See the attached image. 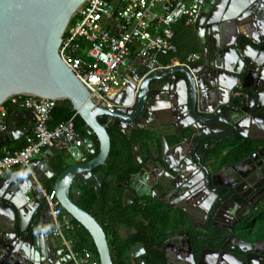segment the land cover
Returning <instances> with one entry per match:
<instances>
[{
	"label": "water",
	"instance_id": "1",
	"mask_svg": "<svg viewBox=\"0 0 264 264\" xmlns=\"http://www.w3.org/2000/svg\"><path fill=\"white\" fill-rule=\"evenodd\" d=\"M87 1L0 0V106L16 95L71 102L73 112L86 124V134L82 138L89 155L97 154V144H99L100 150L94 159L86 160L82 149L73 147L74 153L79 154L78 160L84 162L67 168L58 177L55 194L68 216V220L80 223L91 235L99 253L100 264H114L105 230L93 215L79 207L84 196L78 188L84 185L88 186L90 181L96 180L97 183L90 187L98 193V189L102 187L106 178L102 172L95 173V170L106 165L112 149L108 126L103 125L101 119L106 118L108 122H112L113 127L124 131L141 130L145 128V122L152 111L161 112L163 110L161 105L168 108L166 103L161 100L164 99L160 95L162 86L171 90L173 88L171 79L179 80V87L181 83L186 90V99L183 102L179 100V94L176 96L174 93L178 105H174L175 109L172 114L179 121L176 126L181 127V130L175 129L178 133L180 131L179 141L181 142L177 144L178 146L172 147L165 138L163 140L164 144L166 143L164 153L167 157L163 162L156 164V160L161 156L159 153L155 158L150 155L151 162L145 164L147 156L143 152V146L139 144L135 147L136 161L142 166L141 172L136 177L145 182L143 176L150 173V164H155L159 171H175L178 178L181 175V170L200 171L205 175L208 186L217 194L219 190H222V187H219L220 184L216 182L218 175L211 174L205 165V153L211 146L215 147L214 145L219 141H224L231 136L239 137L240 132L248 128L247 125L243 126L242 124V109L248 110L246 115L249 119L247 120L253 119L255 123L264 127V116L260 114L252 117L250 113L251 108H255L262 100L253 84L258 75L264 72V0H231L230 4H227L216 15L214 11L218 0L206 1L200 19L195 25L204 56V63L199 65L205 69L215 59L220 61L223 58L224 62L231 65L227 74H223L222 69H219L216 66L217 63H214L211 64V67H215L219 73L217 71L216 74L213 73L212 78L209 75L210 79L208 80L200 75L196 64L191 69L177 67L146 76L153 65L144 60L142 69L131 76L132 80L128 82L127 88L123 91L124 99L122 102L119 101L120 103L117 100L120 106L114 111L102 108L92 100L91 93L65 64L59 53L71 20ZM244 11H246L247 17H252L255 28V35L249 31V41L246 36L242 35L243 31L246 32L249 28V23H245L244 28L242 24L237 26L236 23L237 19L245 16L243 15ZM213 17L216 21L219 20L218 22L220 19L229 21L233 25V30L221 23L219 29L213 32L209 28L207 33L203 28L204 24L212 21ZM214 19L213 21H215ZM224 26L226 33L222 36L220 30L222 28L223 31ZM226 39H228L227 42H225ZM235 60V66L240 65V70L238 68L233 70L232 66ZM224 75L229 78L228 80L230 78L238 79L239 84L237 83L234 87L226 85L223 81ZM241 75L242 79L239 80ZM211 81L212 83L209 84L208 82ZM248 81L251 83L249 84ZM241 87L248 91L246 93H249L247 98L249 105L247 106L245 99L235 97ZM226 98L229 99V102L232 98L238 100L240 107L228 106L225 102ZM156 103L158 105L153 109ZM252 112H258V108ZM26 114V112L16 114L9 119V130L5 133L0 132V149L10 144L19 135V120ZM30 114L33 115L32 112ZM179 145L183 148H179ZM138 150H141L142 153H139ZM168 157L173 158L174 161H169ZM177 165H179V170L175 169ZM228 168L237 171L240 167L228 166ZM50 175L53 173L48 170L45 177ZM174 178H176L175 175ZM245 178L247 177L245 176ZM109 180L113 181L114 178L110 177ZM137 182L138 180L133 178L129 183L119 185L120 188H130L125 198V207L142 197V184L138 182L136 185ZM1 185L3 187L0 188V216H4L12 223L11 229L7 232L13 231L11 236L7 234V241L9 244L13 239L15 240L14 244L18 243L13 247L9 245L1 247L0 245V260L10 254L9 260L14 262L17 259V253L23 252L26 253V258L28 256L29 260L38 262L41 254L34 248L35 237H32V232L26 233L32 218L17 224L16 216L27 217L26 209H31L30 214H32L33 208H40L45 204V200L38 199L32 192L33 183L29 176L16 177L12 173L0 180ZM46 208L48 209L47 206ZM222 208L228 209L229 212V207L219 204L213 212L216 218ZM5 224L7 225V223ZM21 225L24 230L19 232L21 235L19 236L17 227ZM20 237H24L26 241L23 242ZM225 248L230 249L229 247ZM188 249L192 264H208L207 258L208 255L212 256L211 254L214 259L218 257V252L211 249L204 251L198 262L193 255L192 242L188 243ZM3 254L4 256H2ZM42 254H44L43 251ZM54 254L58 256L61 264H74L68 251H64L63 256L55 252ZM132 254L136 258H140L139 264H145V260L141 258L146 255L142 243L132 247ZM229 254L235 260L234 263L244 264V260L233 253ZM47 262L56 264L52 259ZM249 262L246 263L249 264Z\"/></svg>",
	"mask_w": 264,
	"mask_h": 264
},
{
	"label": "built area",
	"instance_id": "2",
	"mask_svg": "<svg viewBox=\"0 0 264 264\" xmlns=\"http://www.w3.org/2000/svg\"><path fill=\"white\" fill-rule=\"evenodd\" d=\"M207 0H88L77 12L64 35L60 56L91 93L100 107L114 111L123 101V91L131 76L142 69L144 60L153 68L147 75L172 68H188L197 64L201 55L191 54L178 64H163L160 57L178 53L174 42V26L186 22L195 26ZM118 100V102H117ZM60 100L35 96H12L0 106V132L9 130V111L20 108L35 117L31 143L18 151L0 149V178L15 169L29 176L32 192L44 199L54 220V236L62 240L74 264H98L92 253L84 256L73 250V242L66 237L72 229L55 193L42 185L34 169V161L47 149L59 145L81 148L82 136L76 131L73 119L50 128L52 113ZM111 123V122H109Z\"/></svg>",
	"mask_w": 264,
	"mask_h": 264
},
{
	"label": "flooded vegetation",
	"instance_id": "3",
	"mask_svg": "<svg viewBox=\"0 0 264 264\" xmlns=\"http://www.w3.org/2000/svg\"><path fill=\"white\" fill-rule=\"evenodd\" d=\"M229 1L231 0H218L214 14H218V12L223 10L227 6V4L229 5ZM246 11L243 12V15L246 14ZM213 19L212 21L204 24L203 28H205V31L207 33L209 32V28H211L213 32L216 31V29H219V24L221 23L233 30V25L230 24L229 21H223V19H220V22H218L219 20L216 21V19H214L215 21H213ZM251 21L252 17H247L246 15L241 16L236 21L237 26H240L242 24L243 28L245 27V23H249V28H247V31H243L242 33L243 36L247 37L248 41L250 37L249 31H251L252 34H254L255 32L253 21ZM225 29V26L223 27V31L221 28L220 31L222 34L220 35L223 36L226 33ZM227 41L228 39H226L225 42ZM199 55H201V59L195 66H197L199 70H202L203 67L199 65L203 64L204 62L202 48ZM214 63H217L216 66L219 69H222L221 71L223 72V74H227L226 72H228L231 67L230 64L223 61V58L220 61H217L215 59L211 64L213 65ZM235 63L236 60L234 61V64L232 66L233 70L234 68H238L240 70L241 66H235ZM211 64L209 67H207L209 68L207 70L208 75H211V77H213V73L216 74V71L219 73V70H216L215 67H211ZM241 77L242 75L239 77V80L242 79ZM223 78L224 83L228 86L234 87L238 83V79L230 78V80H228L229 78H227V76L225 75L223 76ZM248 83L250 84L251 81H248ZM180 85L182 89L180 95L181 97L183 96V98H185L186 90L181 83ZM253 86L255 89H257L259 97L261 96L262 100H260V104L255 108H251V116L256 117L260 114L264 116V72H261L260 75H258ZM163 92L164 90H160L161 96L164 95ZM246 92L248 91H246L245 89L243 90L241 87L238 92H236L235 97L237 99H245V104L247 106L249 105V103H247L249 100L247 99L249 93ZM161 100L166 103L167 106L169 105V107L174 106L173 104L175 103V99L168 98L167 94H165V98ZM225 102L228 106H232L233 108L240 107V103L238 102V100L236 101L233 98L230 102L229 99L226 98ZM157 105L158 103L154 104L153 109H155ZM257 108L258 112H252L256 111ZM241 111H243L242 124L243 126L247 125L248 128L242 130L239 137L231 136L224 141H219L216 145H214L215 147L211 146L205 153V165L207 166L211 174L218 175L216 182L220 184L218 185L219 187H222V190L218 191V195L215 194L213 190L208 186L205 175H203L200 171L194 170L195 172H193L191 170L188 172L181 170V175H179V178L177 177L175 171H159L155 164L163 162L164 158L167 157L164 153V145H166V143L164 144L163 140L161 141L159 139L151 138L150 140H148V145L151 149V152H149L148 155L146 154L147 157L145 164L151 162V156L155 158L157 153H159L161 156L158 157V160H156L155 164H150V173H147L145 176H143V179L146 182L145 183L141 181L142 183H144L142 184L141 189V194L143 197L130 204H160L163 210H168L170 212V216H174L173 218L175 219H179L178 217L180 216H178V212L181 210L188 211L189 214H193L196 210L199 211L201 209L204 212L208 213L209 223L207 224L205 222L207 220L206 218V220L199 222L194 216V220L200 227V232L202 233V235H204L201 236L202 239H204L205 242L210 245L209 248L207 247L201 250L200 258L202 257L204 251L212 249L213 251L218 252V257H216V259H214L213 254H211L212 256L208 255V264H210L211 262V264H241L240 262L234 263L235 260L229 253H233L238 258L244 260V264H247L246 262L248 261H250L249 264H264V239L254 241V235H252L253 230L257 228L256 225L262 220L261 217L264 214V127L260 126L258 123H255L253 119L247 120L249 119L246 115V112L248 110L244 111V109H242ZM156 114L157 113L155 111H152L147 121L155 122L158 117ZM102 119L107 120L106 118ZM239 139H242V141L245 140V142H247L246 147L251 150L249 156L242 162L235 165H223L225 159L229 155V151L232 150L231 143H236ZM177 144L171 146L173 147ZM135 147L137 146H133L134 151ZM160 147L161 150L159 149ZM180 147L183 148L179 145V148ZM220 147H224V150L220 151ZM136 152L137 151H135V156ZM168 160L174 161V159L171 157H168ZM228 166H239L240 168L236 171L232 168L229 169ZM178 168L179 165L175 167V169ZM136 175H133L131 180L135 178L139 182V179L136 177ZM174 175L176 176V178H174ZM245 176L247 178H245ZM138 182L136 183V185L138 184ZM219 204L229 207V212L228 209L222 208L220 210V213H217L216 218L213 212ZM211 216H213L215 222H213L214 219L210 221ZM208 226L210 229L208 228ZM207 231H210L212 233H205ZM178 234L179 233H175L173 235V237H176L177 240H179ZM45 235L51 236L50 232L48 234L47 231L44 236ZM242 235L246 236L243 237ZM242 241H244L245 243ZM192 246L194 248L193 255L196 259L199 254V252L197 251L198 245L192 244ZM225 247H229L230 249H226ZM166 252L169 256H171L170 253H174L176 257L175 260L177 261L176 262L173 259V261H175L174 264H179V258H182V260L184 258H188V262L191 261L192 264L188 248L179 249L177 248L175 242L171 241V243L168 244L166 248ZM199 261L200 259L198 260V262Z\"/></svg>",
	"mask_w": 264,
	"mask_h": 264
},
{
	"label": "trees",
	"instance_id": "4",
	"mask_svg": "<svg viewBox=\"0 0 264 264\" xmlns=\"http://www.w3.org/2000/svg\"><path fill=\"white\" fill-rule=\"evenodd\" d=\"M174 31V42L178 48V53L160 57L161 63H183L189 55L201 53L200 42L193 26H187L186 22L182 21L174 26ZM5 105L9 107L7 103ZM71 119H74L76 131L84 137L86 124L73 112V106L69 100L58 102L52 113L50 128L54 130L59 124L68 122ZM101 123L108 126L112 149L106 165L95 170V173L102 172L106 178L98 193L90 186L81 188L84 198L79 203V207L93 215L105 230L114 264H130L132 247L139 243H142L145 247L146 255L143 259L146 264H172L166 248L171 243L173 235L179 231V219L173 218L174 216L172 217V215L170 216V212L166 209L163 210L160 204L135 203L125 207V198L130 189L119 187V185L129 183L133 175L140 173L142 170V166L135 159L133 146L144 140L143 152L148 155L151 149L147 142L151 138L156 139V136L152 132L143 129L124 131L113 127V124L108 123L105 119H101ZM231 144L232 150L229 151V155L223 165L240 163L251 152L246 147L247 142L245 140L239 139L236 143ZM224 147H220L219 150H224ZM96 148L98 154L100 150L99 144L96 145ZM95 156H90L89 160L94 159ZM54 167L58 176L67 169L62 166L56 167L54 165ZM110 177L114 178V180L110 181ZM55 181L56 178L53 179L52 184ZM52 184L47 185V190H53ZM178 218H182V216ZM261 218L258 236L259 239L263 240L264 214ZM72 224L75 230L70 232L69 238L73 241L74 251L81 257L86 252L92 253L95 260L100 264L98 250L89 232L78 222H73ZM123 230L128 231L126 237L122 234ZM170 230L171 233L169 234L168 231ZM191 239L193 245H198L197 251L199 254L196 258L198 261L201 250L209 248L210 245L197 234L191 235Z\"/></svg>",
	"mask_w": 264,
	"mask_h": 264
},
{
	"label": "crops",
	"instance_id": "5",
	"mask_svg": "<svg viewBox=\"0 0 264 264\" xmlns=\"http://www.w3.org/2000/svg\"><path fill=\"white\" fill-rule=\"evenodd\" d=\"M207 69L208 68L204 69V67H203V69L200 70V75L206 80L210 79V77H211V76L208 77L209 75H208V70ZM178 83H179V80L171 79V85H172L173 88L171 90H169L168 88L165 89L164 86H162V89H161V90H164V92H165V93L163 92V94H164L162 96L163 98H165V94H167L168 98H174L175 99L174 100L175 103L173 105H178L177 100H176L177 98L174 97V93L176 94V96L179 94V100L182 101V99H183V102H184L185 99H186V95H185V98H183V96L181 97L180 94H181V90L182 89H181V86L179 87ZM208 83L210 84V83H212V81L208 82ZM170 95H171V97H170ZM166 107H168V108H165L164 105H161V108L163 110H161V112H158L156 114L158 116L156 121L155 122H149V121L145 122V128H143V130H147L148 132H152L156 136V139H159V140L162 141V140H164L166 138V140H167L169 145H175V144L181 142V141H179V139H180V137H179L180 131L178 133V131H176L175 129L181 130V127L180 126L179 127L176 126L177 124H179V121H177V117H175L172 114V111L175 109L174 106L172 108H170L169 106H166ZM8 111H9V119L13 115L22 114V113H25V112L27 113L25 116H23V118H21L19 120V130H20L19 135L14 140H12L10 144H7L5 146V147H8L11 150H18V149H21L22 147H24V146H26V145L31 143V141H32V139L34 137L35 117L32 114H30L29 111H25V110H22L20 108L8 107ZM8 122H9V120H8ZM73 122H74V119H73ZM144 143H145V141L141 140L140 142H138L135 145L138 146L139 144H141L143 146ZM147 143H149V141ZM73 147H75V146L66 147V146L61 144V145H59L57 147H54L53 149H47V150H45L43 152V154L41 156H39L34 161L35 165L33 167H34L35 171L37 172L41 183H42V180H43L42 185H43V187L46 190H47V185L52 184L53 179L56 178V181L52 184L53 185V190L52 191L47 190L49 193H55V186H56L57 179L59 177L57 175V173L55 172L54 165L56 167L62 166L64 168H69L71 166H74V165H77V164H81V163L84 162V161H79L78 160L80 158L79 154L74 153V151L72 150ZM80 149H82L83 154L85 156V159L89 160L90 155L88 153V150L85 148V146L83 145ZM159 149L161 150V147ZM138 152L142 153L141 150H138ZM37 160H39V161H37ZM48 170H50L53 173V175L45 177V173ZM12 173L16 177L21 176V174H20L18 169L13 170L12 172H10L7 175H10ZM1 179L2 178H0V180ZM141 181L144 182L142 179H141ZM142 182H141V184H144ZM96 183H97L96 180L90 181V183H89L90 185H88V186H91V185L93 186ZM85 186L86 185H84L82 187H79L78 190L81 191V188H83ZM1 187H3V185H1L0 188ZM98 190H100V188ZM30 210H27V209L25 210L27 217L16 216L17 217L16 218L17 219L16 223L20 224V222H25V221H28V219L32 218L31 219L32 221L30 223V226L27 228L28 231L26 233L28 234L29 232H32V234H31L32 237H35L33 242L36 245L35 246L33 244H31V245L34 246L36 251H39V254H41V255H39L40 261H38V262L35 261L36 262L35 263L34 261L29 260L28 256L26 258V253L18 252L17 253V259H15L14 262L9 260L10 254H7L6 257H4L3 259L0 260V264H48L47 260H49V259H52L53 261H55L56 264H61L59 262L58 256L55 255L54 252L55 253H59V255L61 254L63 256L62 253L64 251H68L69 252V250L66 249L65 246H63V243H62L61 239L56 238L54 236V233H53L54 229H55L54 220H53V218L51 216L50 210L46 208V202L40 208H37V209L33 208L32 214H30ZM179 214L182 216V218H179V231L177 232V233H179L178 234L179 235V240H177L176 237H173V239L171 241L175 242L177 248L185 249V248H188V243L192 241L191 235H193V234L196 235L197 234V235H199V237L204 236L200 232V227H199L198 223L194 220L195 219L194 216L196 217V219L199 222L204 221V220L207 219L205 221L206 224L209 223V220H208L209 218H208V213L204 212L201 209L199 211L196 210L193 214H189L188 211L181 210V212H178V216H180ZM64 217L67 218V220H68V216L66 214L63 215L62 219ZM21 220H23V221H21ZM212 220H213V216L210 217V221H212ZM260 222L257 223V225H256L257 228H255L253 230V234L252 235H254L253 236L254 241L260 240L259 236H258L259 232L257 231V229H258V227L260 225ZM5 223H7V225ZM11 226H12L11 222H9L7 219H5L4 216H0V245H1V247L2 246H7V245H9L10 247H13V246H15V244L18 243V242H16L14 244L15 240L12 239V241L8 244V241H7V236L8 235L7 234H10V236H11L13 231H11V233H8L7 230H10ZM71 226H72V229L70 231H66V237L67 238L70 237V235H69L70 232L75 230V227L73 226V224H71ZM208 228H209V226H208ZM21 230L22 231L24 230V227L22 225L20 227L19 226L17 227V232H18L19 236H21L20 233H19ZM46 231L48 232V234L50 232L51 236L50 235H45L44 236V234H46ZM168 233L170 234L171 230L168 231ZM205 233L210 234L212 232L207 231ZM178 235H176V236H178ZM123 236L126 237L125 235H123ZM20 239H22L23 242L26 241V239H24V237H20ZM202 240L205 241L204 239H202ZM42 251L44 252V254H42ZM170 255L171 256H168V257H169L171 263L174 264V262L176 261L175 260L176 257L174 255V253L173 254L170 253ZM2 256H4V254ZM144 256H142L141 258H143ZM139 259L140 258H136L135 256H133V254H131V262H130V264H139L138 263ZM173 259L175 261H173ZM188 260H189L188 258H184L183 260H182V258H179L178 263L179 264H191V261L188 262ZM208 262L209 261H208V258H207V263Z\"/></svg>",
	"mask_w": 264,
	"mask_h": 264
},
{
	"label": "rangeland",
	"instance_id": "6",
	"mask_svg": "<svg viewBox=\"0 0 264 264\" xmlns=\"http://www.w3.org/2000/svg\"><path fill=\"white\" fill-rule=\"evenodd\" d=\"M127 233H128V231L123 230V233H122V234L125 235V236H127ZM242 236L244 237V236H246V235H242Z\"/></svg>",
	"mask_w": 264,
	"mask_h": 264
},
{
	"label": "clouds",
	"instance_id": "7",
	"mask_svg": "<svg viewBox=\"0 0 264 264\" xmlns=\"http://www.w3.org/2000/svg\"><path fill=\"white\" fill-rule=\"evenodd\" d=\"M194 27V26H193ZM196 54V53H195ZM109 123V122H108ZM112 123V122H111ZM139 182H141V180H139ZM61 205V204H60ZM62 207V206H61ZM64 211V210H63ZM64 214H65V212H64ZM69 221V220H68ZM70 222V221H69ZM71 224L73 223V222H70ZM71 240V239H70ZM73 242V241H72ZM73 248H74V246H73ZM74 250V249H73Z\"/></svg>",
	"mask_w": 264,
	"mask_h": 264
}]
</instances>
